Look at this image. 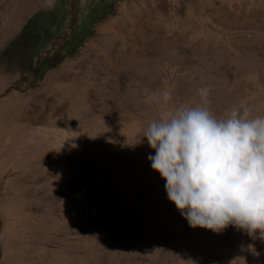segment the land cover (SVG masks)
<instances>
[{
  "label": "rangeland",
  "instance_id": "rangeland-1",
  "mask_svg": "<svg viewBox=\"0 0 264 264\" xmlns=\"http://www.w3.org/2000/svg\"><path fill=\"white\" fill-rule=\"evenodd\" d=\"M204 87L217 118L264 116V0H0V264H264L258 232L192 228L148 159Z\"/></svg>",
  "mask_w": 264,
  "mask_h": 264
},
{
  "label": "clouds",
  "instance_id": "clouds-1",
  "mask_svg": "<svg viewBox=\"0 0 264 264\" xmlns=\"http://www.w3.org/2000/svg\"><path fill=\"white\" fill-rule=\"evenodd\" d=\"M198 94L201 106H182L147 127L151 166L192 228L234 226L264 239V116L245 107L217 118L207 107L210 89Z\"/></svg>",
  "mask_w": 264,
  "mask_h": 264
},
{
  "label": "bare ground",
  "instance_id": "bare-ground-1",
  "mask_svg": "<svg viewBox=\"0 0 264 264\" xmlns=\"http://www.w3.org/2000/svg\"><path fill=\"white\" fill-rule=\"evenodd\" d=\"M88 26H89V24H88V22H86V23H85V25L82 27V29H81V30H83V31H84V30H85V29H86ZM91 26H92V25H90V27H91ZM88 31H89V30H88Z\"/></svg>",
  "mask_w": 264,
  "mask_h": 264
}]
</instances>
